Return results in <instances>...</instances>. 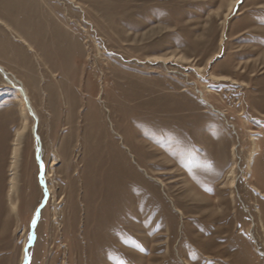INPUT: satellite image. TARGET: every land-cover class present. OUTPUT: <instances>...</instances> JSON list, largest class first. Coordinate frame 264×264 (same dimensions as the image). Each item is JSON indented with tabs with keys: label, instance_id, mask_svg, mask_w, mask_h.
<instances>
[{
	"label": "rangeland",
	"instance_id": "374dc122",
	"mask_svg": "<svg viewBox=\"0 0 264 264\" xmlns=\"http://www.w3.org/2000/svg\"><path fill=\"white\" fill-rule=\"evenodd\" d=\"M0 65V264L45 196L28 264H264V0H0Z\"/></svg>",
	"mask_w": 264,
	"mask_h": 264
},
{
	"label": "bare ground",
	"instance_id": "6f19581e",
	"mask_svg": "<svg viewBox=\"0 0 264 264\" xmlns=\"http://www.w3.org/2000/svg\"><path fill=\"white\" fill-rule=\"evenodd\" d=\"M152 61H154L156 63H161V62L167 63V62H170L169 59H164L163 60V59H161L159 57L153 58ZM0 75L3 77L4 81L7 84H9L12 87V89L15 91L14 97L20 102V104L22 106V110L25 112L26 115L31 116V118L33 119L32 134H33L34 139L36 141V151L41 153V149H40L41 147L39 146V143H38L40 140H39V137L37 135V126H38V123H39V118H38L36 112L34 111V109L31 106L30 98H29V95H28V92H27L26 88L11 73H8L2 65H0ZM221 80L223 81L224 79H221ZM35 126H36V129H35ZM20 137H21V133L20 132H16L15 146H18V142L20 140ZM11 159H12L11 167L14 168L15 164H16V161H17V147H14V149H12ZM37 160L39 161L38 163H39V169H40V176H41V179H43L45 177V167L42 164V161L40 159V155L39 154H38V159ZM48 193H49L48 189H46V195L47 196H48ZM45 199H46V196H45L44 200ZM42 204H43V202L34 211L33 216L31 218V221H30V229L31 230H30V234H29V242H28V245L24 247L23 258H22L21 264H28V259L29 258H28V250H27V248L31 247L32 244L35 241V236H34L35 233L34 232H35V229H36V227L38 225V222H39V218H40V214H41V208L43 206ZM33 221H35V223H33ZM26 255H27V260L25 259Z\"/></svg>",
	"mask_w": 264,
	"mask_h": 264
},
{
	"label": "water",
	"instance_id": "95a60500",
	"mask_svg": "<svg viewBox=\"0 0 264 264\" xmlns=\"http://www.w3.org/2000/svg\"><path fill=\"white\" fill-rule=\"evenodd\" d=\"M35 129H36V126H35ZM46 200V199H45ZM45 200L43 201V204L42 205H44V203H45ZM32 232V231H31Z\"/></svg>",
	"mask_w": 264,
	"mask_h": 264
},
{
	"label": "snow or ice",
	"instance_id": "6c2138e0",
	"mask_svg": "<svg viewBox=\"0 0 264 264\" xmlns=\"http://www.w3.org/2000/svg\"><path fill=\"white\" fill-rule=\"evenodd\" d=\"M33 223H35V221H33ZM25 259L27 260V255L25 256Z\"/></svg>",
	"mask_w": 264,
	"mask_h": 264
}]
</instances>
